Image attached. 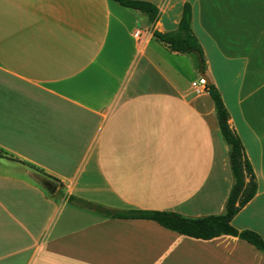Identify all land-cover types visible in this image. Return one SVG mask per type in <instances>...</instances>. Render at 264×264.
<instances>
[{
	"label": "crops",
	"instance_id": "1",
	"mask_svg": "<svg viewBox=\"0 0 264 264\" xmlns=\"http://www.w3.org/2000/svg\"><path fill=\"white\" fill-rule=\"evenodd\" d=\"M0 0V264H264L238 236H188L116 210L221 214L234 184L214 102L175 30L185 2L258 181L234 216L264 238V0ZM14 156V157H12ZM42 168L62 194L36 181Z\"/></svg>",
	"mask_w": 264,
	"mask_h": 264
},
{
	"label": "trees",
	"instance_id": "2",
	"mask_svg": "<svg viewBox=\"0 0 264 264\" xmlns=\"http://www.w3.org/2000/svg\"><path fill=\"white\" fill-rule=\"evenodd\" d=\"M123 7L136 9L148 15L154 21L158 15V8L145 0H113ZM192 6L189 1L185 2L181 19L175 30L160 32L155 30L154 36L165 43L172 51L189 53L193 56L198 72H206L207 64L204 50L192 28ZM207 93L214 102L219 126L224 140L229 145V157L234 184L230 191L225 211L221 214L205 217L190 218L168 211H143V210H116L103 204L70 196L68 201L80 208L96 212L106 217L116 218H147L158 221L163 226L179 233L202 239H211L223 234L238 236L247 240L258 249L264 251V238L256 231L236 229L232 220L234 216L254 197L258 190V181L252 163L250 162L244 144L230 123V113L226 107L222 95L214 83L207 85ZM14 157V156H12ZM39 174L45 176V184L51 185L52 196L62 194L55 178L46 173L35 164L19 160Z\"/></svg>",
	"mask_w": 264,
	"mask_h": 264
},
{
	"label": "built area",
	"instance_id": "3",
	"mask_svg": "<svg viewBox=\"0 0 264 264\" xmlns=\"http://www.w3.org/2000/svg\"><path fill=\"white\" fill-rule=\"evenodd\" d=\"M207 85V80L202 76H200L199 80H195L192 82V87L197 94L207 92Z\"/></svg>",
	"mask_w": 264,
	"mask_h": 264
},
{
	"label": "rangeland",
	"instance_id": "4",
	"mask_svg": "<svg viewBox=\"0 0 264 264\" xmlns=\"http://www.w3.org/2000/svg\"><path fill=\"white\" fill-rule=\"evenodd\" d=\"M197 80H199V77ZM35 179H36V181L45 185L46 189H48V184H45V176H43L42 174L36 173Z\"/></svg>",
	"mask_w": 264,
	"mask_h": 264
},
{
	"label": "water",
	"instance_id": "5",
	"mask_svg": "<svg viewBox=\"0 0 264 264\" xmlns=\"http://www.w3.org/2000/svg\"><path fill=\"white\" fill-rule=\"evenodd\" d=\"M200 76L204 77L206 80H207V83L210 84L211 81H210V78L208 77V75L203 71L201 70L200 71ZM52 192H54L56 189L53 188V189H50Z\"/></svg>",
	"mask_w": 264,
	"mask_h": 264
}]
</instances>
